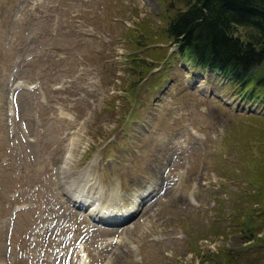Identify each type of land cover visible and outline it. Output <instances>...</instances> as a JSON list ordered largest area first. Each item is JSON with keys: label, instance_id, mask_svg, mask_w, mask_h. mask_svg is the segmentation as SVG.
<instances>
[{"label": "rangeland", "instance_id": "1", "mask_svg": "<svg viewBox=\"0 0 264 264\" xmlns=\"http://www.w3.org/2000/svg\"><path fill=\"white\" fill-rule=\"evenodd\" d=\"M184 1L0 0V163L9 160L0 170V264H30L31 260V264H42L36 262L37 257L48 264H70L78 236L91 264H99L98 257L118 249L110 264H137L136 255L150 264H188L189 260L201 264L204 260L200 257L207 251L213 259L225 250L243 252L248 246L244 232L264 239V182L255 179L264 172V164L254 162L251 151L252 140L259 132L255 131L262 127L264 118L254 120L257 127L253 129L239 124L237 117L211 99L222 94L224 99L235 100L236 90L222 88L213 80L211 86L201 80L198 69L193 71L196 85L214 94L203 98L193 87L185 86V72L174 70L173 81L165 83L150 99L153 88L148 92L139 83L135 85L139 78L131 73L128 62H124V70L125 58L118 55L124 39L128 60L134 56L151 62V57L164 53L169 44L159 41V33L164 35L168 11L183 9ZM124 24H130L128 29ZM252 34L243 26L234 31L243 42ZM9 73L21 80L39 81L44 94L15 95L7 79ZM254 73L262 77L264 66ZM50 75L53 83L62 85V91L48 87ZM125 92H132L131 103L121 97ZM259 94L264 107V89ZM53 105L68 109L74 121L54 116ZM131 111L141 117L118 140L120 147L113 150V162L94 160L93 154L86 165L95 181L94 191L102 197L115 187H126L132 193L149 180H155L162 192L125 229L129 240L113 242L116 233L107 235L97 228L88 229L85 235L77 233L82 230L76 219L80 216L68 215L54 190L44 199L51 206L45 211L47 220L52 219L55 226L29 232L28 241L24 235L33 223L31 216L19 215L13 230L5 225L2 218L9 210L8 192L32 189L44 173L48 172L50 178L55 165L65 169V179L71 181L76 168L95 150L93 146L113 136L124 114ZM70 140L72 144L68 145ZM67 145L74 146L73 151L60 160ZM257 146L254 148L258 150ZM245 153L248 169L236 162ZM226 154L229 157L224 161ZM7 168L15 171L8 172ZM13 172L16 178L10 180ZM242 177L254 180L259 189L242 183ZM219 194L220 209L236 211L239 218L233 223L228 218L216 221L215 216L214 222L206 225L213 214L211 200ZM191 199L200 203V209L190 206ZM29 242L32 250L28 249ZM23 244L24 252L18 248ZM131 248L132 257L127 252ZM217 259L220 264H255L251 259L235 262L228 255H218ZM259 264H264V258Z\"/></svg>", "mask_w": 264, "mask_h": 264}, {"label": "trees", "instance_id": "2", "mask_svg": "<svg viewBox=\"0 0 264 264\" xmlns=\"http://www.w3.org/2000/svg\"><path fill=\"white\" fill-rule=\"evenodd\" d=\"M184 2L183 9L168 11L169 20L164 35L159 33V41H172L197 64L218 68L244 87L255 70L264 66V0ZM238 26L253 31L247 41L234 36ZM141 64L149 65L145 61ZM139 69L135 67V71ZM256 82L264 86V76Z\"/></svg>", "mask_w": 264, "mask_h": 264}, {"label": "bare ground", "instance_id": "3", "mask_svg": "<svg viewBox=\"0 0 264 264\" xmlns=\"http://www.w3.org/2000/svg\"><path fill=\"white\" fill-rule=\"evenodd\" d=\"M120 261V260H119Z\"/></svg>", "mask_w": 264, "mask_h": 264}]
</instances>
